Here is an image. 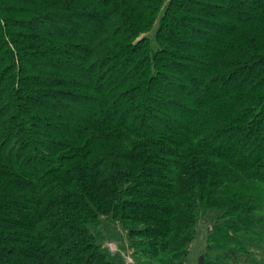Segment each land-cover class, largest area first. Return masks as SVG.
Masks as SVG:
<instances>
[{
  "label": "trees",
  "instance_id": "16d2710c",
  "mask_svg": "<svg viewBox=\"0 0 264 264\" xmlns=\"http://www.w3.org/2000/svg\"><path fill=\"white\" fill-rule=\"evenodd\" d=\"M264 264V0H0V264Z\"/></svg>",
  "mask_w": 264,
  "mask_h": 264
},
{
  "label": "rangeland",
  "instance_id": "374dc122",
  "mask_svg": "<svg viewBox=\"0 0 264 264\" xmlns=\"http://www.w3.org/2000/svg\"><path fill=\"white\" fill-rule=\"evenodd\" d=\"M109 244H113L115 247V251H112L111 258L115 261H118L120 263L127 264L128 257L133 258L131 254L127 251V248L125 245L121 244L118 241H113ZM207 245V224H204L199 232V236L192 245V252L188 260V264H199L201 258L205 254V248ZM205 259V256H204ZM204 263V261H203Z\"/></svg>",
  "mask_w": 264,
  "mask_h": 264
},
{
  "label": "built area",
  "instance_id": "2783aa9c",
  "mask_svg": "<svg viewBox=\"0 0 264 264\" xmlns=\"http://www.w3.org/2000/svg\"><path fill=\"white\" fill-rule=\"evenodd\" d=\"M109 248H110L111 251H115L116 250L113 244H110ZM127 264H137V263L135 262L134 258H131V257L129 258L128 257Z\"/></svg>",
  "mask_w": 264,
  "mask_h": 264
},
{
  "label": "water",
  "instance_id": "95a60500",
  "mask_svg": "<svg viewBox=\"0 0 264 264\" xmlns=\"http://www.w3.org/2000/svg\"><path fill=\"white\" fill-rule=\"evenodd\" d=\"M204 261V256L201 258L200 263L199 264H203Z\"/></svg>",
  "mask_w": 264,
  "mask_h": 264
}]
</instances>
